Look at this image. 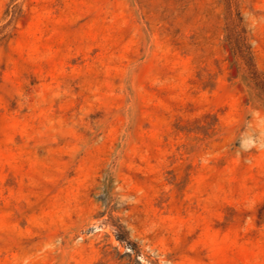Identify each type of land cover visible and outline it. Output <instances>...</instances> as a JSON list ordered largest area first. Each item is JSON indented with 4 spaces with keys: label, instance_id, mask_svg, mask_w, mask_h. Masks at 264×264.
<instances>
[{
    "label": "rangeland",
    "instance_id": "rangeland-1",
    "mask_svg": "<svg viewBox=\"0 0 264 264\" xmlns=\"http://www.w3.org/2000/svg\"><path fill=\"white\" fill-rule=\"evenodd\" d=\"M0 264H264V0H0Z\"/></svg>",
    "mask_w": 264,
    "mask_h": 264
}]
</instances>
